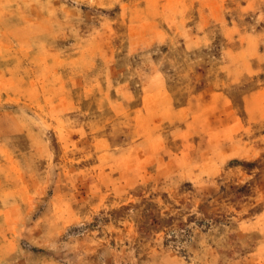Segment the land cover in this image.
Returning <instances> with one entry per match:
<instances>
[{
	"label": "rangeland",
	"instance_id": "obj_1",
	"mask_svg": "<svg viewBox=\"0 0 264 264\" xmlns=\"http://www.w3.org/2000/svg\"><path fill=\"white\" fill-rule=\"evenodd\" d=\"M0 264H264V0H0Z\"/></svg>",
	"mask_w": 264,
	"mask_h": 264
}]
</instances>
